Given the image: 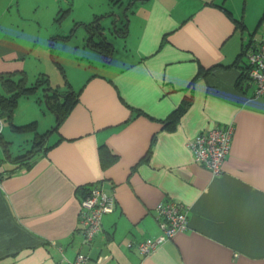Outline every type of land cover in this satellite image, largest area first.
I'll use <instances>...</instances> for the list:
<instances>
[{"label": "crops", "instance_id": "0c3cea01", "mask_svg": "<svg viewBox=\"0 0 264 264\" xmlns=\"http://www.w3.org/2000/svg\"><path fill=\"white\" fill-rule=\"evenodd\" d=\"M53 1L57 22L31 24L27 0H0V95L10 94L7 79L46 77L49 87L19 96L6 120L0 110V264H59L78 251L103 264H264V95L237 86L242 47L264 33V0H128L122 12L123 0ZM114 13L125 33L106 30ZM90 22L105 26L108 60L89 46ZM59 43L82 83L68 77ZM61 83L78 100L54 131L51 117L40 122V92ZM189 95L176 129L164 130L160 121ZM30 122L35 131L14 130ZM227 125L230 149L213 176L186 143ZM49 129L46 152L14 160ZM101 147L114 156L105 166ZM96 185L115 206L83 244L80 199ZM169 199L186 207L187 228L140 254V240L161 234L155 207Z\"/></svg>", "mask_w": 264, "mask_h": 264}, {"label": "built area", "instance_id": "2783aa9c", "mask_svg": "<svg viewBox=\"0 0 264 264\" xmlns=\"http://www.w3.org/2000/svg\"><path fill=\"white\" fill-rule=\"evenodd\" d=\"M243 48L246 64V78L243 87H253L254 96L264 95V33L260 39L249 41ZM244 47V46H243ZM2 122L0 121V134ZM233 126H214L198 133L186 145L192 151L195 162L207 168L213 176L222 173V164L228 155ZM113 195L99 185L91 187L80 199L78 213V233L83 244L90 243L101 229V218L113 211ZM161 234L155 238H144L137 244L140 254L147 255L165 240L187 228V209L178 202L169 199L159 202L155 207ZM59 264H103L102 257L91 258L78 251L72 260L61 256Z\"/></svg>", "mask_w": 264, "mask_h": 264}, {"label": "trees", "instance_id": "16d2710c", "mask_svg": "<svg viewBox=\"0 0 264 264\" xmlns=\"http://www.w3.org/2000/svg\"><path fill=\"white\" fill-rule=\"evenodd\" d=\"M112 5H116L122 2V0H108ZM95 22H97L95 20ZM90 22V23H84V26L88 30L89 34H94L95 29L94 26L96 23ZM241 27L242 24L240 23ZM125 26L122 29H119L122 33L126 32ZM117 30L116 32L119 33ZM89 46L94 48L97 52H99L106 60H108L113 52V45L108 43L106 39L99 38L98 41H93L92 38L88 39ZM246 46L242 47L239 55H238V61L243 62V64L240 66L242 69V72L240 74V77L238 79V87H240L242 90L247 89L248 87H243L242 82L246 78V64L242 60V56L244 53L243 48ZM201 72V70H200ZM47 78L46 77H40L38 78L35 83H33L32 86H24L22 84V79L19 81H14V80H5L6 83H13V87L10 88V94L9 95H0V110L1 114H5L7 118L11 117L12 111L16 107L17 104V99L21 95L25 94H30L32 93L35 89L41 86H45L46 88H49L47 85ZM9 86V84H8ZM45 88V93H48L46 96V105L48 109H50L54 114H55V125L52 127V130H57L59 127V124L64 120V118L68 115L72 107L76 104L78 100V92L74 91H64L60 92L57 90H50ZM8 89V90H10ZM191 103V95H189L183 104H181L178 108L174 109L166 118L162 119L160 122L162 124V128L166 131H174L176 129V126L179 122V119L181 115L185 112L187 106ZM35 122H30L24 125H14V130H31L35 131ZM50 132V129L43 133V134H36V137L33 141L31 150L27 151L26 153L19 155L15 157V161L17 162H22L27 163V160L32 158L38 153H44L46 152L47 149H49L52 145H45V138L47 134ZM5 143L1 139V134H0V145H4ZM5 146V145H4ZM1 147V146H0ZM101 156H102V164L105 166V159L106 161L114 159V156L109 152L107 148L101 147ZM149 152V150H148ZM149 154V153H148ZM89 190V188L85 189V192Z\"/></svg>", "mask_w": 264, "mask_h": 264}, {"label": "rangeland", "instance_id": "374dc122", "mask_svg": "<svg viewBox=\"0 0 264 264\" xmlns=\"http://www.w3.org/2000/svg\"><path fill=\"white\" fill-rule=\"evenodd\" d=\"M84 1L85 0H83V2ZM27 2L30 3L29 5H27V17L30 19V20H27V22H30L31 24H33L34 23L33 19H40L41 21L47 22V23H50L54 20H55V22H57V14L54 13L55 9H57V8L55 6H52L54 3L53 0H27ZM86 2H88V1H85V3ZM89 2H91L93 4H100L101 0H99V1L98 0H92ZM127 2H128V0H123V6L121 9V12L126 9ZM85 3H83L82 5L84 6ZM242 3H243V0H240V2H239L240 8L242 7ZM82 5L78 6L77 8H81ZM51 7H52V11H51ZM102 20L104 22V21H106V18H103ZM257 20L255 22H257ZM249 22H251V24H252L253 21L251 20ZM106 23H107V21H106ZM260 31L261 30L257 31L256 33L260 34L259 33ZM114 39H116V38H114ZM116 41H117L115 43L116 48H118V50H119V47L123 41L122 40L119 41L118 39H116ZM67 47H68L67 43L63 46L59 43L55 46L56 49H54V50H56L57 53H60V52L62 53L61 55L64 57V60L66 62L65 64H67L66 67H67V71L69 74L68 77L71 78L75 83H78V82L82 83V81H81V79H82L81 70H77L76 65L73 63V57L66 50ZM61 84L62 85L60 87V92H64V90H66V88L63 86V83H61ZM45 94H42L40 92V99H41L40 104L42 106V109L46 113V116L40 117V122H42L43 119H49V121H50V117H51V120H55V117H56L55 114L50 109H48V107L45 103L46 102L45 101L46 100ZM47 95H48V93H47ZM1 116L4 117L3 118L4 120H6L5 114L2 113ZM0 152H1V155L3 156V153L1 150H0Z\"/></svg>", "mask_w": 264, "mask_h": 264}, {"label": "water", "instance_id": "95a60500", "mask_svg": "<svg viewBox=\"0 0 264 264\" xmlns=\"http://www.w3.org/2000/svg\"><path fill=\"white\" fill-rule=\"evenodd\" d=\"M121 18H124V16L121 17V15L114 13V19L115 20L109 24V27L106 30H110L111 32L116 33V31H117L116 23L120 22ZM104 28H105V26L103 27V25L96 24L94 26V29L96 31L95 33L98 35L99 38L106 39L108 43L112 44L110 41H108V39L104 33ZM89 38H93V34L90 33ZM46 96H47V93L45 94V97Z\"/></svg>", "mask_w": 264, "mask_h": 264}]
</instances>
